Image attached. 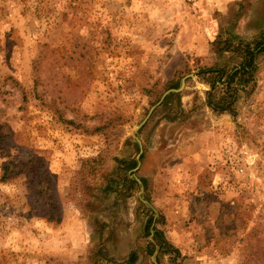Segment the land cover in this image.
Segmentation results:
<instances>
[{"label": "rangeland", "instance_id": "rangeland-1", "mask_svg": "<svg viewBox=\"0 0 264 264\" xmlns=\"http://www.w3.org/2000/svg\"><path fill=\"white\" fill-rule=\"evenodd\" d=\"M218 34L230 70L264 39V0H0V264L264 258V51L214 111ZM190 74L137 130V166L133 130Z\"/></svg>", "mask_w": 264, "mask_h": 264}, {"label": "trees", "instance_id": "trees-1", "mask_svg": "<svg viewBox=\"0 0 264 264\" xmlns=\"http://www.w3.org/2000/svg\"><path fill=\"white\" fill-rule=\"evenodd\" d=\"M213 43L215 45L217 63L211 68H207L206 70L204 69L200 70V73L210 75L208 81L210 85V89L206 91V102L207 105L214 111L228 112L233 114L234 112L233 104L236 102L238 98V92L240 90L245 89L253 80L252 77L254 72L256 71V57L261 51H264V39H262V41L257 42L252 47L250 46L251 43L246 42L244 44V49L241 50L242 60L237 65L233 66L230 70H226L225 68V63L229 58V56H227V52L231 51V49L235 50L236 48L229 46L230 44L229 39H225L224 41H222L221 34H218L216 36ZM44 47L45 49H47L48 46L44 45ZM177 84L178 82L177 83L173 82V85L170 87H176ZM220 84L223 87L220 96L217 98L215 95V91L218 88V85ZM176 95L177 93H169L168 95H166V97L164 98L166 99L165 103L169 98L174 97ZM54 112L58 113L56 110ZM56 120L68 132H75L80 134L86 133L92 135V134H106L107 132L110 131L109 129H112L115 131L114 133L117 136L123 134V129L118 125L121 124L122 121L117 122V118L112 119V121H109V123L107 124L96 126L91 131L82 128L81 125L75 124L71 120L62 118L61 116H57ZM102 161L103 160L101 159V153H100L96 157L88 158V160H86L85 162L88 164L91 163L93 165L96 164L100 166L102 165ZM93 165H90L88 167L89 170L93 169L94 167ZM144 228H146L148 231L149 228L148 221L145 224ZM261 243H264V240H262ZM261 247L264 248V246ZM158 248L162 250L163 249L166 250L169 249L170 246L166 241H163V243L160 244ZM252 255L254 256L255 259L253 260L248 259V261L251 264H264V258H261L258 254L256 255V252L253 253Z\"/></svg>", "mask_w": 264, "mask_h": 264}, {"label": "water", "instance_id": "water-1", "mask_svg": "<svg viewBox=\"0 0 264 264\" xmlns=\"http://www.w3.org/2000/svg\"><path fill=\"white\" fill-rule=\"evenodd\" d=\"M188 77H192L193 78V75L190 74V75H187V76L182 77L181 80H180L179 86L177 88H175V89H169V90L165 91L162 94L161 98L158 100V102L151 107V109L149 110V113H148L147 117L133 130L132 136H133V138H134V140L137 143L138 148H139V154H138V156L136 158L137 166L140 164L139 157H140V154H141V151H142L141 143H140L139 139L136 136L137 130L145 123L146 119L150 116V114L152 113V111L157 106H159L162 103V101L164 100V98L166 97V95H168L169 93H179L183 89V87L185 85V81H186V79Z\"/></svg>", "mask_w": 264, "mask_h": 264}, {"label": "crops", "instance_id": "crops-1", "mask_svg": "<svg viewBox=\"0 0 264 264\" xmlns=\"http://www.w3.org/2000/svg\"><path fill=\"white\" fill-rule=\"evenodd\" d=\"M232 4H233V0H232V1L230 0V6H231Z\"/></svg>", "mask_w": 264, "mask_h": 264}]
</instances>
